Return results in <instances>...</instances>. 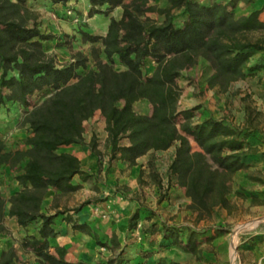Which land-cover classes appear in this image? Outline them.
Returning <instances> with one entry per match:
<instances>
[{
	"label": "trees",
	"instance_id": "16d2710c",
	"mask_svg": "<svg viewBox=\"0 0 264 264\" xmlns=\"http://www.w3.org/2000/svg\"><path fill=\"white\" fill-rule=\"evenodd\" d=\"M29 1L0 0V121L5 124L4 131L0 130V169L7 166L14 170L18 185L8 198L0 192V234L8 232L5 220L12 218L21 228L35 226L19 245L37 264H89L68 261L65 247L51 245L50 240L58 234L55 218L60 212L46 214L42 205L48 192H53L54 208L60 197L80 189V184L73 183L74 177L82 181L92 178L81 169L75 155L59 149L83 144V124L97 111L105 121L111 161L132 166L149 155L148 180L142 179L141 170L140 184L163 187L155 153L174 146L167 181L174 180L182 190L196 221L211 219L217 209L230 212L233 177L250 166L249 158L258 151L255 121L261 113L247 106L243 126L225 118L196 120L199 106L178 107L182 93L178 80L199 57L211 64L213 72L206 84L219 94L234 82L264 70V57L253 61L264 53V20L260 18L264 4L237 16L240 1L250 4L254 0H164L163 5L153 3L155 0H87L89 18L108 17L106 33L95 35L86 23H76L81 40L91 43L90 55L71 50V61L59 64L55 54L44 47L45 41L56 36L40 31L39 13L28 6ZM41 1L64 6L69 0ZM116 7L122 8L119 19L110 16ZM73 11V16H68L72 22L78 15ZM147 13L157 14L159 20L142 18ZM148 59L155 66L146 73ZM140 100L152 106L150 114L134 110V103ZM14 117L17 128L27 132L21 140L25 149L6 144L4 128ZM90 146L95 147L94 139ZM137 219L135 213L130 220L132 228ZM73 227L89 232L85 224L75 222ZM154 229L152 224L139 231L140 241L135 238L139 247ZM204 232L163 224L157 246L197 256L203 243H211L220 234L219 229ZM111 242H115L114 235ZM151 256L152 251H143V258ZM0 264L28 263L9 247L0 252ZM105 264L149 263L117 258ZM157 264H162L161 260Z\"/></svg>",
	"mask_w": 264,
	"mask_h": 264
},
{
	"label": "rangeland",
	"instance_id": "374dc122",
	"mask_svg": "<svg viewBox=\"0 0 264 264\" xmlns=\"http://www.w3.org/2000/svg\"><path fill=\"white\" fill-rule=\"evenodd\" d=\"M125 1L128 2L129 0ZM153 3L159 5L165 4L164 0H155ZM79 6H81V3L70 0L69 3L64 5L63 11L58 9L57 11L49 12L42 10V7L39 10L35 9L38 13L43 12L47 15L48 22L46 24L51 26V28H49L45 24V29L39 26L40 31L44 34L57 36L53 33V30L60 29V22L64 19L63 17L70 16L68 12H74L73 9L80 8ZM252 11L247 9L241 12L240 10L239 12L237 11L236 15H243L241 13H245L246 15ZM77 14L78 21L73 20L74 23L83 22L89 26L97 25L95 21L89 20L88 14L84 16H81L78 12ZM41 16L42 15L39 14L38 24L42 25L44 23L40 20ZM145 17L153 22L159 20L158 15L154 13H147L142 16V18ZM73 41H75L74 37L69 38V35L62 36L61 43L66 44L64 48L46 49V51L55 54L59 64H66L71 61V50H79L88 56L90 55L91 43L81 40L82 43L74 47ZM57 42H60V39ZM262 57H264V53H259L253 61ZM91 64L92 61H90V65ZM154 66L155 63L148 59L144 65L145 72H151ZM117 68L121 69V67ZM212 72L213 68L211 64L202 57L198 58L194 66L183 72L184 78L178 80L179 86L182 87V93L178 101L179 109L183 110L199 106L197 115L200 114V116L197 117L196 120L217 116V118L229 120L235 126H242V123L245 122V110L248 106L251 109H255L256 112L258 111L261 113V115L256 118L255 124L261 127L259 132H257V139L264 144V70L259 71L255 76L234 82L227 92L220 94L208 88L206 84V79ZM133 107L138 113L150 114L152 111V106L144 100L135 102ZM99 123V119H95L93 122L89 120L84 122V136L90 135L93 127L95 129L99 128ZM10 128V131H6L5 129V141L8 145L14 143L18 145L19 140H13V133L18 129L15 123V117ZM191 145L194 150H198L193 142ZM171 148L170 151L158 152L155 154L157 169L164 184L163 187L158 190L159 195L154 193V198L152 197L153 195H151L149 187L147 188V195L148 198H150L147 203L154 202L156 198H158V203L164 201L161 208H157L156 210L159 211L157 219L162 223L177 227H190L201 233L207 230H210V233H216L217 229H219L220 234L217 235L218 239L214 244L203 243L201 252L197 256L186 253L179 248H165L164 246L161 248L157 246V251H153L152 256L146 259V262L149 264H157L158 261L161 260L162 264H171L172 262L178 264H252L256 262V264H258L260 260L257 257L261 254L260 264H264V210L258 211L253 209L251 208L252 204H248V202L245 201L243 189H240L238 182L241 178L233 177L231 183V190L235 189V191L229 194V197H231L230 212L224 209H217L211 219L197 222L195 214L187 208L188 203H186V200L188 199L179 191V187L176 186L174 180L168 184V165L175 150L174 146ZM261 150H264V145H262ZM261 154L264 155V151L261 152ZM213 169L215 168L213 167ZM11 171L8 173L0 171V192L5 198H8L15 191L16 187V172L14 170ZM260 184L262 185L264 182H260ZM121 190L123 189L121 188ZM123 192L125 191L123 190ZM49 195H51V192H48L47 196L49 197ZM83 196L82 193L68 194L60 197L58 203L75 205L81 201ZM160 197L162 199L159 201ZM95 198L96 197L93 195L90 199L95 200ZM86 201L87 199H85V202ZM103 215L106 214H100L101 217H103ZM5 224L8 228V232L0 234V252L3 249L14 247L20 260L28 264H37L34 258L27 253L25 254L20 248V240L25 234H20L16 227V223H14L11 218H6ZM258 237L262 238L257 239ZM202 238H205V236L201 237V239Z\"/></svg>",
	"mask_w": 264,
	"mask_h": 264
},
{
	"label": "crops",
	"instance_id": "0c3cea01",
	"mask_svg": "<svg viewBox=\"0 0 264 264\" xmlns=\"http://www.w3.org/2000/svg\"><path fill=\"white\" fill-rule=\"evenodd\" d=\"M69 1L67 3H69ZM75 1L81 3V6H79L80 8H76L77 12L81 16L87 15L89 9L88 1ZM263 4L264 0H254L250 4L240 1L236 7V13L240 10L242 12L247 9H250V11L260 9ZM28 6L34 10H39L42 7V10L49 12H54L58 9L63 11L62 9L64 8V6H59L58 4L51 6L48 2H43L41 0H30ZM39 14L42 15L40 20L44 23L42 25L39 24V26H42L43 29H45L46 25L51 28L49 24H46L48 22L47 15L43 12H39ZM241 14L245 15V13ZM121 15V7H116L110 14V16L116 19H119ZM99 17L93 16L89 18V20L95 21L97 25L89 26L87 24V30L95 35H104L107 29L108 17ZM63 18L64 19L60 22V29L53 30V33L57 35L56 38L44 42L45 49L64 48L65 46L56 47L55 44L59 39L60 42L62 41V36L68 35L69 38L74 37V47L82 43L77 31L78 24L72 22L66 16ZM260 18L264 20V11L260 14ZM212 118L222 119L217 118V116H213ZM246 118L247 113L245 112V120ZM95 119L100 120L99 128L95 129L93 127L88 136H84L83 134V144L62 146L59 149V152H67L75 155L80 161L81 169L91 174L92 178L86 181H82L78 176L73 178L74 184L81 185L80 189L73 192V194L82 193L84 195L81 201L75 205L59 203L57 207L52 208L53 192L51 191L49 197H45L42 205V212L46 214L60 212L55 218L58 234L55 238L50 240L51 245L65 247L67 250L66 259L75 263L86 262L89 264H105L109 260L117 258L130 259L132 263L143 262L146 260L143 258V251H157V243L160 241L161 237L159 234L160 228L163 224H166L157 219L159 211H156L157 208H161L164 201L158 203V198H156L154 202L147 203L150 199L147 195V188L149 187L151 195H153L152 197L154 198V193L159 195V187L148 182L140 184L138 181L141 170L144 172L142 179L145 181L148 180L146 178V173L148 171L146 162L149 155L146 154L138 158L137 163L132 166H129L127 162L121 160L111 161L110 147L106 144L107 133L105 131V121L100 117L99 111L95 112L94 116L89 121L93 122ZM244 124L245 122L242 123V126ZM4 125L3 121H0V130L3 131ZM11 126L12 124H9L8 128L4 129L10 131ZM257 128L258 130L261 129L258 125ZM26 134L27 132L25 129H16L13 133V140H19V144L17 145L14 143L8 145L6 142L7 146L25 149L26 147L21 143V140ZM92 139L95 140L94 149L90 146ZM258 143V151L248 160L250 166L247 169L238 171L234 175V178H241L238 182L240 189H243L245 201L248 202V204H252L251 208L261 211L262 209L264 210V184H260V182H264V155L261 154V152L264 151L261 150L264 144L260 141ZM170 149L172 148L166 151H170ZM157 153L158 152L155 154ZM0 171L8 173L11 170L9 167L3 166ZM121 188L125 192H123ZM17 189L18 185L16 183L15 191ZM179 191L182 192L180 188ZM232 191L234 192L235 189L231 190V192ZM93 195L96 197L95 200L90 199ZM229 196L228 198L231 199ZM85 199L91 202L83 206ZM186 203H188V200H186ZM76 208H79V210H76ZM101 213L106 215L101 217ZM135 213L138 214L136 226L137 224H141L140 229L131 227L130 220ZM11 220L16 223L14 219L11 218ZM75 222L78 224H85L89 232L75 229L73 227ZM152 224H155V229L150 231V234L148 233L145 242L141 245L142 247H139L140 245L135 241L137 232L141 229L146 230L150 228ZM16 227L20 234H25L27 231L34 232L35 226L21 228L16 224ZM113 235L115 236L114 243L111 242ZM97 239L101 243H98ZM217 239L218 237L214 238L211 243L214 244ZM29 255L34 258L31 254ZM261 256L262 255L259 254L257 257L260 261ZM260 261L258 264H260ZM252 264H256V262Z\"/></svg>",
	"mask_w": 264,
	"mask_h": 264
},
{
	"label": "built area",
	"instance_id": "2783aa9c",
	"mask_svg": "<svg viewBox=\"0 0 264 264\" xmlns=\"http://www.w3.org/2000/svg\"><path fill=\"white\" fill-rule=\"evenodd\" d=\"M68 13H69L70 16H73L72 15L73 13L71 11H69ZM73 20L78 21V18L75 17V19H73ZM140 226H141V224H137L136 228L140 229ZM136 237H137V240L140 241V233L139 232H137Z\"/></svg>",
	"mask_w": 264,
	"mask_h": 264
}]
</instances>
